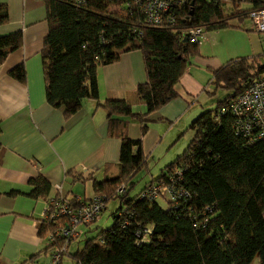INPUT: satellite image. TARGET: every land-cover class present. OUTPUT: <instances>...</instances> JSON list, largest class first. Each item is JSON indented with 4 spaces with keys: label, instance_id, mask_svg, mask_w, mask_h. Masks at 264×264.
<instances>
[{
    "label": "trees",
    "instance_id": "1",
    "mask_svg": "<svg viewBox=\"0 0 264 264\" xmlns=\"http://www.w3.org/2000/svg\"><path fill=\"white\" fill-rule=\"evenodd\" d=\"M44 1L48 30L41 54L48 103L64 106L65 116H70L84 99L95 100L106 111L109 134L121 139L117 175L98 181L91 172L74 173L81 181L92 180L94 191L104 195L105 202L120 201L112 212L113 224L86 238L83 246L70 254L74 263L251 264L258 257L259 264H264V139L250 141L235 134L234 116L226 110L230 100L264 73V53L232 58L211 70L208 83L214 89L209 93L214 94L217 88L232 93L190 123L188 128L194 132L187 147L153 179L182 170L181 184L191 198L178 207L167 202L163 208L156 200L138 199V194L128 197L130 180L147 166L148 158L140 140L126 133L127 118H135L144 132L145 117L176 96L174 85L190 57L200 54L199 43H191L187 36L190 28L240 27L232 20H250L249 13L264 7V0L250 2L247 11L235 10L241 0H229V8L225 7L228 0H188L174 13L172 24L164 21L159 25L148 24L138 8L123 6V0H89L79 5L72 0ZM7 20V9L0 5V24ZM20 44L19 31L0 36V64ZM130 48L139 49L144 60L146 81L137 86L145 99L142 114L134 113L123 100H99L98 68ZM8 74L25 82L23 63L14 65ZM29 184L32 197L49 193V182L42 175L31 178ZM121 184L125 192L118 194ZM210 204H214L210 222L195 228V216ZM123 207L125 213L119 214ZM125 218L129 222L122 227ZM137 224L152 226L147 242L136 243ZM56 225L40 219L39 234L52 231Z\"/></svg>",
    "mask_w": 264,
    "mask_h": 264
},
{
    "label": "crops",
    "instance_id": "2",
    "mask_svg": "<svg viewBox=\"0 0 264 264\" xmlns=\"http://www.w3.org/2000/svg\"><path fill=\"white\" fill-rule=\"evenodd\" d=\"M0 5L8 13L7 22L0 24V36L21 32L20 46L0 64V264H48L53 250L51 231L39 234L38 222L44 219L42 212L49 199L60 196L76 206L75 198L86 201L99 194L92 180L81 181L74 173L91 172L98 181L117 175L121 139L109 134L106 111L95 100L84 99L70 116H65L64 106L48 103L41 54L48 30L45 1L0 0ZM240 30H205L202 38L212 44L211 52L205 53L201 46V56L192 62L189 59L174 85L176 96L145 117L146 130L141 132L135 118L126 119L127 136L140 140L148 158L143 170L150 172L151 162L159 167L170 163L178 154L173 149L178 138L202 111L215 106V93L211 95L206 86L211 70L232 58L258 55L256 42L240 49L226 39L228 31ZM252 35L256 34L249 33L248 39ZM18 63L24 65L25 82L8 74ZM145 81L142 52L137 48L123 50L117 60L97 70L99 100H123L134 113L142 114L145 99L137 86ZM37 175L49 182L46 197L29 195V180ZM154 178L144 186L160 181ZM130 183L132 189V179ZM131 189L129 198L136 194H130ZM82 226L80 233L90 229V224ZM65 254L70 255L68 251Z\"/></svg>",
    "mask_w": 264,
    "mask_h": 264
},
{
    "label": "built area",
    "instance_id": "3",
    "mask_svg": "<svg viewBox=\"0 0 264 264\" xmlns=\"http://www.w3.org/2000/svg\"><path fill=\"white\" fill-rule=\"evenodd\" d=\"M75 4H83L89 0H72ZM207 2H219L221 0H206ZM245 1V0H241ZM253 2L254 0H248ZM188 0H123V6H134L143 15L144 20L151 25H159L166 21L172 24L175 21V12L182 8ZM252 29L264 38V7H258L249 13ZM141 32L138 33L140 35ZM204 34L203 27H192L187 31L191 43H199ZM234 116L233 130L250 141L264 139V73L243 92L238 94L226 105ZM182 170L178 168L171 174L160 180L146 184L138 193V199L155 201L163 198L173 207H178L181 201L191 198L189 190L181 184L183 181ZM125 192V186L121 184L117 189L118 194ZM76 206L62 199L60 196L50 198L45 206L42 217L49 221H55L56 226L49 233V240L53 245L50 262L48 264H60L67 250V244L80 234V225L91 224L96 221L105 208V196L95 194L89 200L82 201L75 198ZM214 204L205 207L203 212L195 216L194 227H205L211 220ZM123 207L119 214H124ZM129 219L125 218L124 227ZM152 226L137 224L134 229L136 243L148 239Z\"/></svg>",
    "mask_w": 264,
    "mask_h": 264
},
{
    "label": "rangeland",
    "instance_id": "4",
    "mask_svg": "<svg viewBox=\"0 0 264 264\" xmlns=\"http://www.w3.org/2000/svg\"><path fill=\"white\" fill-rule=\"evenodd\" d=\"M241 3L238 4L235 7V10L237 11H247L250 9V2L248 1H240ZM230 1H226V6L229 8ZM233 10V7H230ZM228 10V9H227ZM242 21V22H241ZM234 19L231 23L234 25H239L240 27H225V30H237L238 28L243 31H228V35L226 36V39L234 44L237 48L244 49L247 44H254L256 42L257 45V53L261 54L264 53V38L257 32H255L253 29L250 30L249 28L252 26L251 21L247 19L243 20ZM206 30V29H205ZM204 30V32H205ZM224 32V31H223ZM254 33L256 35H252L251 39H248L249 33ZM199 48L202 46V49L205 53H210L212 50V44L209 42L204 43L203 38L200 40ZM201 56V51H200ZM262 63H264V55L261 58ZM195 60V56L190 57V61ZM207 90L213 91L214 86L212 84H207ZM232 90H228L226 88H217L215 90L214 96V105H216V102L218 99H222L225 96L231 94ZM193 130L188 128L185 130L184 134L178 138L175 145L173 146V149L178 151V154L182 153L184 149L187 147L189 141L191 140L193 136ZM177 154V155H178ZM165 164L163 166H157L155 162H151L149 165L150 172H147L145 170H140L133 178L132 182L134 183V187L131 189L130 194L137 195L143 188L146 181H149L151 177H157L160 175L161 171L164 169ZM80 186V185H78ZM157 202L160 204L161 207L167 208L168 203L163 199H157ZM119 200H111L107 203L106 208L101 212L99 218L94 221L92 224H90V229L87 230L84 233H80L76 238H74L68 245V253L72 254L74 253L78 248H81L84 244V241L86 238L94 237L100 229L109 227L113 224V217L112 212L115 210V208L118 206ZM84 226L80 225L78 229L83 230ZM45 263V262H44ZM61 264H75L74 260L70 257V255L65 254L63 256ZM251 264H259V258L255 257Z\"/></svg>",
    "mask_w": 264,
    "mask_h": 264
}]
</instances>
